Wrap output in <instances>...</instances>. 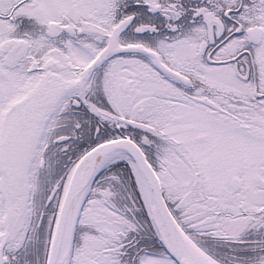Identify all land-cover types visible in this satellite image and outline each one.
Here are the masks:
<instances>
[{
	"label": "snow or ice",
	"instance_id": "6c2138e0",
	"mask_svg": "<svg viewBox=\"0 0 264 264\" xmlns=\"http://www.w3.org/2000/svg\"><path fill=\"white\" fill-rule=\"evenodd\" d=\"M0 264H264V0H0Z\"/></svg>",
	"mask_w": 264,
	"mask_h": 264
}]
</instances>
